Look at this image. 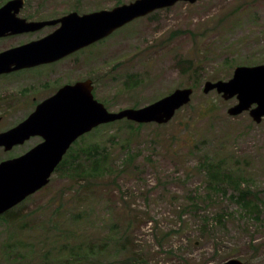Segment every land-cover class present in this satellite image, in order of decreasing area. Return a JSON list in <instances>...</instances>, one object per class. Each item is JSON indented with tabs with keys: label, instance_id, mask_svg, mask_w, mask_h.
<instances>
[{
	"label": "rangeland",
	"instance_id": "obj_1",
	"mask_svg": "<svg viewBox=\"0 0 264 264\" xmlns=\"http://www.w3.org/2000/svg\"><path fill=\"white\" fill-rule=\"evenodd\" d=\"M118 1L134 0H26L19 16L53 19L111 9ZM56 28L1 37L0 52ZM83 53L0 75V132L25 119L57 84L83 77L95 78V96L110 111L141 107L184 87L194 89L191 102L165 124L123 119L76 140L49 183L0 217V264H221L230 258L264 264L259 223L231 198L211 192L199 167L204 155L224 159L264 200V119L256 123L248 111L231 116L236 97L203 91L207 80L230 79L238 65L264 63V0L178 2ZM40 140L0 147V161ZM93 144L105 145L118 168L113 174L92 169L81 179L72 168L77 160L87 164L82 148ZM130 152L134 162H125ZM194 195L198 206L188 205ZM225 211L230 215L221 225L215 217Z\"/></svg>",
	"mask_w": 264,
	"mask_h": 264
},
{
	"label": "water",
	"instance_id": "obj_2",
	"mask_svg": "<svg viewBox=\"0 0 264 264\" xmlns=\"http://www.w3.org/2000/svg\"><path fill=\"white\" fill-rule=\"evenodd\" d=\"M26 0H8L0 6V37L37 31L60 24L50 34L0 52V74L61 59L99 41L131 21L178 2L197 0H134L111 9L87 13L71 11L59 18L28 20L19 16ZM93 81L86 79L66 84L15 126L0 132V147L5 151L22 145L33 136L43 141L25 153L0 161V215L46 186L73 143L94 128L127 119L136 123L169 122L189 104L192 87L176 88L171 93L141 107L110 111L93 94ZM216 90L225 100L236 97L229 107L231 116L245 111L254 122L264 118V63L238 65L228 80H207L204 93ZM221 264H245L230 258Z\"/></svg>",
	"mask_w": 264,
	"mask_h": 264
},
{
	"label": "trees",
	"instance_id": "obj_3",
	"mask_svg": "<svg viewBox=\"0 0 264 264\" xmlns=\"http://www.w3.org/2000/svg\"><path fill=\"white\" fill-rule=\"evenodd\" d=\"M119 3L120 2L118 1L117 4ZM183 62H185V60H183ZM211 108L213 107L211 106ZM208 109H210V106L206 107V110ZM138 126H143V123H138ZM113 138H111V140ZM81 154L86 155V158L88 159L87 164L77 160V163L75 164L76 166L72 168L74 172H78L80 176H82L81 179L90 177L92 169L95 173L102 172L103 174L104 172H107L113 174L114 171H116V168H118L116 163H113L110 160L111 156L105 145L101 147L100 145L93 144L84 147L82 148ZM127 156L125 162H134V152H130ZM199 167L203 172L205 170L206 176L208 177L206 181L207 188L211 192L220 193L221 195L234 200L249 218L255 219L257 223H259L258 231L264 234V200L259 197L258 191H253L249 184H244L243 179L245 177L233 174L230 170L226 169V167H224V159L214 161V158L209 155H204ZM230 188H232V192L229 191ZM207 198L212 200L210 194H207ZM191 199L192 200L188 205L198 206L199 202L197 197L194 195ZM209 203L210 202L206 201V205ZM183 215L184 214H181V216ZM229 215L230 213L226 211L220 212L215 219L221 225H225V219Z\"/></svg>",
	"mask_w": 264,
	"mask_h": 264
},
{
	"label": "flooded vegetation",
	"instance_id": "obj_4",
	"mask_svg": "<svg viewBox=\"0 0 264 264\" xmlns=\"http://www.w3.org/2000/svg\"><path fill=\"white\" fill-rule=\"evenodd\" d=\"M44 20H47V19H44ZM47 26H54V25H47ZM47 26H45V27H47ZM59 26V23L58 24H56L55 25V27H58ZM45 27H43V28H45ZM43 28H41V29H43ZM41 29H39V30H41ZM57 29V28H56ZM38 31V30H37ZM34 32V31H33ZM53 32V31H52ZM27 33V32H26ZM50 34V33H49ZM46 35H48V34H46ZM46 35H44V36H46ZM44 36H42V37H44ZM110 36V35H109ZM109 36H107V37H109ZM6 37V36H5ZM42 37H40V38H42ZM107 37H105L104 39H106ZM40 38H38V39H40ZM104 39H101V40H99V41H97V42H95V43H92V44H90V45H88V46H86V47H84V48H81V49H79V50H77V51H75V52H73V53H71V54H69V55H67V56H65V57H63V58H61V59H58V60H55V61H52V62H48V63H42V64H38V65H34V66H31V67H25V68H21V69H17V70H13V71H10V72H7V73H13V72H19V71H21V70H25V69H29V68H33V67H38V66H45V65H50V64H53V63H55V62H58V61H61V63H63V62H67L68 60H70L71 58H73V60H76L77 58H79V56L80 55H84V51L86 50V49H88V48H91V47H93V46H96L98 43H100L101 41H103ZM35 40H37V39H35ZM79 55V56H78ZM60 63V64H61ZM60 67V66H59ZM69 69V66H66L65 67V71L67 72V73H70V70H68ZM70 69H72V66H70ZM57 72H58V70H57ZM7 73H2V74H0V75H3V74H7ZM86 79H92V81H93V94H94V96H95V94H96V80H95V78H93V77H83V78H79V79H77V80H67L66 82H64V84L63 85H59V84H57L58 86L56 87V90L54 91V92H52V93H50V94H48V95H45V97L46 98H43L40 102H38L37 104H36V106H35V108H34V110L36 109V107H37V105L39 104V103H41L42 101H44L45 99H47V98H49V97H51L52 95H54L61 87H63L64 85H66V84H72V83H76L77 81H81V80H86ZM44 97V96H43ZM96 97V96H95ZM98 99V98H97ZM99 100V99H98ZM33 110V111H34ZM32 111V112H33ZM31 112V113H32ZM34 137H39L41 140H40V142L41 141H43V138L41 137V136H33V137H31V139L32 138H34ZM30 140V139H29ZM39 143V142H38ZM37 143V144H38Z\"/></svg>",
	"mask_w": 264,
	"mask_h": 264
}]
</instances>
